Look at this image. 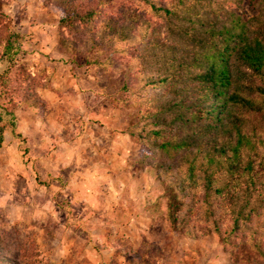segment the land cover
I'll list each match as a JSON object with an SVG mask.
<instances>
[{"label":"clouds","instance_id":"clouds-1","mask_svg":"<svg viewBox=\"0 0 264 264\" xmlns=\"http://www.w3.org/2000/svg\"><path fill=\"white\" fill-rule=\"evenodd\" d=\"M0 264H264V0H0Z\"/></svg>","mask_w":264,"mask_h":264}]
</instances>
